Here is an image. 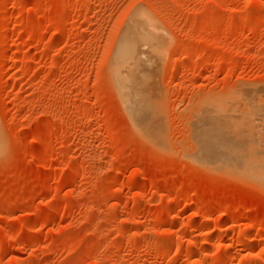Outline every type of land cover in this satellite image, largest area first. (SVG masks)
I'll return each instance as SVG.
<instances>
[{"label":"rangeland","instance_id":"rangeland-1","mask_svg":"<svg viewBox=\"0 0 264 264\" xmlns=\"http://www.w3.org/2000/svg\"><path fill=\"white\" fill-rule=\"evenodd\" d=\"M263 106L264 0H0V264H264Z\"/></svg>","mask_w":264,"mask_h":264},{"label":"bare ground","instance_id":"bare-ground-1","mask_svg":"<svg viewBox=\"0 0 264 264\" xmlns=\"http://www.w3.org/2000/svg\"><path fill=\"white\" fill-rule=\"evenodd\" d=\"M251 12V11H250ZM140 13H142V12H140ZM146 14V13H145ZM136 17V16H135ZM131 19H134L132 22H131V24L129 25V26H127L128 27V29H127V31H125L126 33H123L124 35V37H123V39L121 40V42L119 43V45H118V47H117V49H116V52H115V55H114V57H113V63H112V74H111V76H112V78H113V80H114V85H116L115 86V88H116V91H117V93L119 94V99L121 100L122 99V101H121V103H123L122 105L124 106V103H125V106H127V105H129V103H132L131 105L133 106V104L135 103V101H136V98H137V100H138V104L136 105L137 106V108L139 107H144L145 108V104H147L145 101H147L146 100V98L145 97H143V96H141V95H139V96H137L136 98H134V96H135V94H137L138 95V93H135L136 92V90H139L140 91V89H136L135 90V87H134V84H133V78H135L134 76H133V73H134V71L136 70V69H138V68H141V69H143V64H144V67H147V64L145 65V61H146V57H148V55H146V54H149L148 52H152V51H145V53H144V55H143V53L141 52V50H142V48H141V45L142 44H140V42L142 41V42H144L148 37H151V35L150 34H148L149 32L148 31H153L154 30V23H153V21H151L148 17H147V15L145 16V15H143V14H138L137 15V17L136 18H131ZM129 24V23H128ZM157 29V28H156ZM142 33H144L143 35H149V36H144V37H142L141 35H142ZM150 33H152V32H150ZM156 33V32H155ZM159 34V33H158ZM157 35V34H156ZM140 36H141V38H140ZM147 37V38H146ZM157 37V36H156ZM122 38V37H121ZM142 38L144 39V40H142ZM152 38V37H151ZM141 40V41H140ZM150 41H151V39H149ZM140 41V42H139ZM147 43V42H146ZM141 49V50H140ZM144 49V48H143ZM156 49H158V48H156ZM145 50V49H144ZM151 54V56H152V53H150ZM150 56V57H151ZM154 56H155V54H154ZM150 57H149V59H150ZM148 59V58H147ZM153 59H154V57H153ZM152 59V60H153ZM154 61V60H153ZM152 61V62H153ZM143 63V64H142ZM150 64H148V66H149ZM141 66V67H140ZM147 68H149V67H147ZM151 68V67H150ZM140 70V69H139ZM143 71V70H142ZM137 72V71H136ZM151 72V71H150ZM147 72H145V73H143V74H145L146 76H147V74H146ZM134 74H136V73H134ZM139 74V73H138ZM140 75V74H139ZM133 77V78H132ZM146 79V78H145ZM137 80V79H136ZM137 81H140V77H138V80ZM146 82V81H145ZM141 83V82H140ZM137 84V83H136ZM138 84H139V82H138ZM142 84V83H141ZM140 86V85H139ZM137 88H138V86H136ZM142 87H144V86H142ZM148 91V90H147ZM145 92H146V90H145ZM144 92V93H145ZM147 95H148V93H147ZM146 95V97H148ZM253 96V95H252ZM131 99H133V100H131ZM145 100V101H144ZM149 101V100H148ZM148 104H149V102H148ZM260 104V103H259ZM262 104V103H261ZM124 106V107H125ZM132 106H130V107H132ZM135 106V105H134ZM135 106V107H136ZM150 106V105H149ZM264 107V106H263ZM127 108V107H126ZM134 107H132V112H134L135 113V111H137V112H140V110L141 111H143L141 108L140 109H137L136 108V110L135 109H133ZM129 109V108H128ZM127 109V110H128ZM146 109V108H145ZM130 110H131V108H130ZM147 111V110H146ZM146 111H145V114H146ZM132 112H131V114H132ZM131 114H130V116H131ZM139 113H137V114H135V118H140V119H142L143 117H145L144 116V113L141 115V114H139ZM147 117V116H146ZM146 119V118H145ZM144 119V120H145ZM134 120V119H133ZM141 121V120H140ZM142 122H144L145 123V121H143L142 120ZM134 123V122H133ZM135 123H136V121H135ZM137 123H139V120H137ZM148 124V123H147ZM137 125V124H136ZM139 125V129H140V127H141V123H139L138 124ZM202 125H204V124H202ZM145 126V125H144ZM142 127H143V125H142ZM149 127V126H148ZM147 126H145V127H143V128H148ZM209 128L211 127V125L210 126H208ZM216 127V126H215ZM143 128H141V129H143ZM199 128V130H201V128L200 127H198ZM197 128V129H198ZM205 128H206V126H205ZM212 128V127H211ZM203 129V128H202ZM208 129V128H207ZM150 129H148V131L147 132H150L149 131ZM210 130V129H209ZM217 130V129H216ZM145 131V130H144ZM212 129H211V133H212ZM143 132V131H142ZM210 132L208 133V134H210ZM214 132V131H213ZM218 132H219V130H218ZM217 132V133H218ZM220 133H221V131H220ZM143 134H147V133H144L143 132ZM201 134V133H200ZM200 134H199V136H200ZM206 134V133H205ZM204 133H203V135L206 137V135H205ZM197 135V134H196ZM212 135V134H211ZM210 135V136H211ZM214 135L215 136H217L218 137V135L216 134V133H214ZM154 136V135H153ZM209 136V137H210ZM198 137V136H197ZM208 137V136H207ZM220 137H221V135H220ZM151 138V137H150ZM201 138V137H200ZM222 138V137H221ZM198 139V138H197ZM203 139V138H202ZM204 139H206V138H204ZM211 139V138H210ZM214 139V138H213ZM219 139V138H218ZM225 139V138H224ZM206 140H208V138L206 139ZM197 141V140H196ZM201 141H203V140H201ZM205 141V140H204ZM221 141V140H220ZM224 141V140H223ZM199 142V141H198ZM215 142V139H214V141H213V143ZM218 142V141H217ZM212 143V142H211ZM212 143V144H213ZM220 144V143H219ZM199 147V146H198ZM202 147V146H201ZM200 147V148H201ZM216 147L217 146H215V149H216ZM206 148H210V146L209 147H206ZM218 150H219V148H217ZM216 149V150H217ZM204 151H205V148L203 149ZM206 150H209V149H206ZM212 150V149H211ZM201 152V151H200ZM212 152V151H211ZM211 152H209V154H207V155H210V157H208V159H209V161H208V159H207V155L205 156L206 157V159H207V161H208V163L210 162V161H212L214 158H215V156H216V154H213V153H211ZM218 152V151H217ZM219 152H221V150L219 151ZM205 153H206V151H205ZM212 154V156H214V157H212L211 156V154ZM215 153H216V151H215ZM202 154V153H201ZM232 156V155H231ZM204 156L202 157L203 159L205 158ZM217 157V156H216ZM230 157V156H229ZM229 157L227 156L226 157V160L228 159L229 160ZM233 157L235 158V155H233ZM210 158H213L212 160H210ZM236 158H237V156H236ZM240 158V157H239ZM199 159V158H198ZM206 159H204V160H206ZM218 159V158H217ZM219 159H220V162H219V164L221 165V163H226V162H228V160L226 161V160H223L220 156H219ZM231 159V158H230ZM236 160V159H235ZM235 160L233 161V159L231 160V161H229V162H231V163H233L234 164V162H235ZM243 160V159H242ZM201 161H203V160H201ZM223 161V162H222ZM226 161V162H225ZM206 162V161H205ZM213 162V161H212ZM217 162V161H216ZM237 162H240V161H237ZM207 163V162H206ZM211 163V162H210ZM218 163V162H217ZM217 163H214V164H216V165H214V164H212V165H214L215 167L217 166ZM235 164H236V162H235ZM208 165H210V164H208ZM220 167V166H219ZM241 167H243V166H241ZM222 168V167H221ZM226 168H227V166H226ZM228 168H229V166H228ZM222 169H224V168H222ZM244 169V168H243ZM217 171V170H216ZM237 172V171H236ZM245 173H248L247 172V170H245L244 171V174ZM239 174V173H238ZM243 174V173H242ZM204 217H206V215L204 216ZM243 236H242V239H241V241H243ZM194 250H195V243H193V247L190 249V252H194ZM191 253V254H192ZM222 259V258H221Z\"/></svg>","mask_w":264,"mask_h":264}]
</instances>
